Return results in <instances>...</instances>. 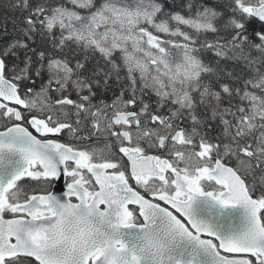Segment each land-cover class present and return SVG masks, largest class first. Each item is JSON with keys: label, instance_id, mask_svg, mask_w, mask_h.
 Listing matches in <instances>:
<instances>
[{"label": "snow or ice", "instance_id": "snow-or-ice-1", "mask_svg": "<svg viewBox=\"0 0 264 264\" xmlns=\"http://www.w3.org/2000/svg\"><path fill=\"white\" fill-rule=\"evenodd\" d=\"M0 8V264H264V0Z\"/></svg>", "mask_w": 264, "mask_h": 264}, {"label": "trees", "instance_id": "trees-1", "mask_svg": "<svg viewBox=\"0 0 264 264\" xmlns=\"http://www.w3.org/2000/svg\"><path fill=\"white\" fill-rule=\"evenodd\" d=\"M2 2L3 0H0V3ZM5 15L11 16L12 14L10 12L5 11L3 8H0V19H2ZM9 28H11V24H9Z\"/></svg>", "mask_w": 264, "mask_h": 264}]
</instances>
